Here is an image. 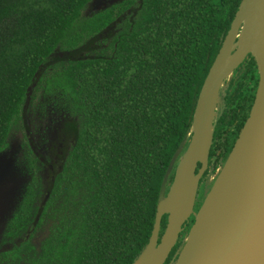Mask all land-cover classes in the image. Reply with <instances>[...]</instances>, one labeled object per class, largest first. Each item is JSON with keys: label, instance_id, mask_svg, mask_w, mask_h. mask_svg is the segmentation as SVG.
I'll use <instances>...</instances> for the list:
<instances>
[{"label": "trees", "instance_id": "trees-1", "mask_svg": "<svg viewBox=\"0 0 264 264\" xmlns=\"http://www.w3.org/2000/svg\"><path fill=\"white\" fill-rule=\"evenodd\" d=\"M90 1L0 0V152L14 123L25 124L40 90L43 114H52L49 123L67 116L76 124L45 203L35 205L40 185L33 179L11 221L19 228L26 216L38 215L32 234L47 224L30 264H132L139 256L153 228L164 176L176 151L174 167L185 151L199 90L240 2L121 0L87 15ZM131 5L135 11L122 19ZM118 17L116 34L104 46L60 58L57 51L72 52ZM232 73L214 129L217 142L226 132L225 153L258 83L252 56ZM216 141L203 178L216 167ZM28 150L27 167L38 168ZM166 223L165 213L160 234ZM181 244L178 240L165 264ZM28 247L23 239L1 253L0 261Z\"/></svg>", "mask_w": 264, "mask_h": 264}, {"label": "water", "instance_id": "water-1", "mask_svg": "<svg viewBox=\"0 0 264 264\" xmlns=\"http://www.w3.org/2000/svg\"><path fill=\"white\" fill-rule=\"evenodd\" d=\"M119 1L92 0L90 3L98 11ZM248 53L255 59L259 73L252 106L223 165L194 212L199 180L208 165L220 90L227 76ZM30 92L28 87L27 99ZM179 151L164 176L148 243L132 264L149 245L152 252L145 264H165L191 215H194L193 223L170 264H264V0H240L199 90L190 138L165 193L166 176ZM3 169L0 167V176L4 175ZM18 185L14 181H0V193L11 187L4 199L0 194L1 207L6 208L9 191L17 190ZM49 193L46 192L43 202ZM172 193L179 194V200L175 219L170 222L167 212H158V205L163 199L168 201ZM165 213L167 223L160 234L161 217Z\"/></svg>", "mask_w": 264, "mask_h": 264}, {"label": "rangeland", "instance_id": "rangeland-1", "mask_svg": "<svg viewBox=\"0 0 264 264\" xmlns=\"http://www.w3.org/2000/svg\"><path fill=\"white\" fill-rule=\"evenodd\" d=\"M90 5V6H89ZM88 8L83 11L84 13L89 12L90 8H91V3H89ZM111 29L108 30V32H110ZM101 42H98L97 45L92 46V48H100L101 47ZM100 46V47H99ZM80 48H77V51ZM91 51V50H89ZM62 52V51H60ZM58 53V51H57ZM77 52L74 54V57H76ZM73 57V59H74ZM60 58H64L63 56ZM233 76V73L229 74L227 76V78L224 80V84L220 90V94L218 96V101L216 104V110H215V116L214 119L217 121L218 117L222 114L223 109L225 107L224 105V100L223 97L226 95L228 88V79L230 77ZM42 91L40 90L38 92H36L35 97L32 99V103L29 107L28 110V114L27 117L29 118V128H30V132L32 133L33 138L41 145V144H45L47 142V135H48V131L51 128L50 126L52 125L53 130L51 128L52 132H55L54 137L55 140H53V144L52 145V153H50L49 150V154H50V158L52 155V158L54 156V154L57 152V146L61 143H63V149H66L67 146V142L69 141V139L75 134L76 131V124L75 121L73 119L68 118L67 116L63 117L58 120H56L54 122V124L49 123L50 117L52 116L51 113L47 112L46 114H43V106H42ZM49 113V116H48ZM24 120H18L14 123L12 130L8 136L7 139V146L4 148V150H2L0 152V160H1V168H4L2 170V173L4 175L0 176V181H14V183L17 182V184H19L17 190L14 189L9 191L8 194V204L9 207L6 211V213L4 214V206L1 207V210L4 214L3 218L0 221V237L2 236V233L4 231L5 228V224L8 221V218L12 215V213L18 209V205L21 204L22 199L24 198V193L26 191V188L28 189V184H31V182L33 181V179H35L36 184L40 185V194L35 202V205H39V203H41L42 197H44L45 193H46V187L49 183V179H46V175H49V172L47 171V169H43V171L38 174H31L28 171V167L26 165V163H28V160L30 159V152L27 148V144H26V132H27V127L26 124H24L23 122ZM57 126H59V128H57ZM49 127V128H48ZM57 129V130H56ZM51 131L49 132V134L51 133ZM26 133V134H25ZM50 136V135H49ZM60 144V145H61ZM47 148H49V146H46ZM42 149V148H41ZM186 149V148H185ZM44 150V149H43ZM46 151V149L44 150ZM183 151V149L181 148V152ZM225 160V156L220 157L218 160V167L211 170L210 173L204 177L202 184H200L198 186V190H197V195H196V200H195V205H194V212L197 211V209L199 208V202L201 201L202 196L207 193V191L209 190L216 174L218 173L219 169L221 168V166L223 165ZM175 170H176V166L174 167V165L171 166L167 176H166V180H165V189L166 192L168 190L169 185L171 184L173 177L175 175ZM1 173V171H0ZM204 174V173H203ZM203 176V175H202ZM201 176V178H202ZM172 177V178H171ZM200 178V179H201ZM2 214V215H3ZM191 217H194V215H191L189 217L188 222L185 224L184 229L181 231L178 240H184V238L187 235V230H185L188 226H189V221H191ZM48 231V227L47 224H43L42 226H40L34 233V236L32 238V245L35 248H38L40 245V242L42 241V239L44 238V236L47 234ZM178 250V249H177ZM173 257V256H172ZM172 259V258H171ZM169 262L166 264H170V260Z\"/></svg>", "mask_w": 264, "mask_h": 264}, {"label": "flooded vegetation", "instance_id": "flooded-vegetation-1", "mask_svg": "<svg viewBox=\"0 0 264 264\" xmlns=\"http://www.w3.org/2000/svg\"><path fill=\"white\" fill-rule=\"evenodd\" d=\"M92 1V0H91ZM120 2V1H119ZM90 3V2H89ZM89 3H88V5H89ZM116 3H118V2H116ZM116 3H114V4H116ZM113 4H111V5H108L107 7H109V6H112ZM90 6V5H89ZM107 7H105V8H107ZM88 8V7H87ZM105 8H103V9H105ZM103 9H100V10H98V11H101V10H103ZM98 11H95V10H93L92 9V4H91V8H90V11L89 12H86L87 13V15H92L94 12H98ZM125 12H123L122 14H121V16H122V19H124L125 17H126V15L130 12V11H135V9L132 7V5L130 6V7H127V8H125V10H124ZM119 18V17H118ZM117 18V19H118ZM114 20L110 25V27L107 29V31L106 32H103L104 31V29H106V27L103 29V30H101L99 33H97L95 36H94V38H92V36L90 37V38H88L87 39V41L86 42H84V43H82L81 45H79V46H77V47H75L74 48V50L72 49V52L71 51H69V50H65V51H62V53L61 52H59L58 51V54L60 55V54H62V55H60V56H63L65 59H73V57H74V53L75 52H77V55H79V56H82V55H86V54H92V51H95L96 49H97V47L96 48H92V46H94V45H97L98 44V42H101L102 43V41L103 40H110L115 34H116V31H117V23L116 22H119V20ZM109 26V25H108ZM109 29H111L110 30V32H108V30ZM98 41V42H97ZM102 46H104V44L102 43L101 44V47ZM100 47V46H99ZM77 48H80L79 50L80 51H77L76 49ZM99 49V48H98ZM89 50H91V51H89ZM250 56H252L250 53H248V55L245 57V59L248 57V59H249V57ZM253 57V56H252ZM244 59V60H245ZM243 60V61H244ZM255 60V59H254ZM256 63V62H255ZM240 65V64H239ZM256 68H257V65H256ZM257 72H258V69H257ZM258 79H259V73H258ZM257 85H258V83H257ZM256 89H257V87H256ZM256 89L254 90V94H253V99H252V102H251V105H250V107L248 108V114H249V111H250V108H251V106H252V103H253V100H254V97H255V93H256ZM249 103V102H248ZM225 105V104H224ZM225 108V107H224ZM224 110V109H223ZM223 113V112H222ZM231 114H232V112H231ZM231 114L229 113V115H227V118H230V116H231ZM248 114H247V116H248ZM241 116V115H240ZM239 116V117H240ZM247 118V117H246ZM246 118H245V120H246ZM245 120H244V122H245ZM217 121H218V119H217ZM217 121L215 122V126H216V123H217ZM239 122V118H237L236 120H235V122H234V124L233 125H231L230 126V130H235V127H236V124ZM244 122H243V124H244ZM25 124H26V127H27V134H26V141H27V148H30L31 149V151L34 153V155L36 156V165L38 166V168H35V169H32L31 170V168H28V171L32 174H35V173H38V174H40L42 171H43V169L45 168V169H47V171L49 172V175H46V179L48 178L49 179V182H50V178H51V176L56 172V169L60 166V160H61V157H62V155H63V152H64V150L65 149H63L62 147H63V143L60 145H58L57 146V152L54 154V156H53V158H52V155H51V158H50V154H49V150H50V153H52V145H54L53 144V140H55V137H56V135H55V137H54V134H55V132H52L51 131V133H50V136L49 137H47V142L43 145V144H39L34 138H33V136H32V133L30 132V128H29V118L26 116V120H25ZM215 126H214V129H215ZM243 126V125H242ZM242 126H241V128H242ZM57 128H59V126H57ZM241 128L238 130V132H237V135H236V137H235V140H236V138H237V136H238V134H239V132H240V130H241ZM53 129V128H52ZM57 130V129H56ZM226 136V132H223L222 133V136H221V138L219 139V142H217L216 141V139H214V132H213V138H212V144H211V147H212V145L214 144V142L216 141L217 142V148H216V150H215V156H217L218 157V159H217V161H216V167L215 168H217L218 166V160H219V158L220 157H223V156H225V159H226V157H227V155H228V153L230 152V150H231V148H232V146H233V144H234V142H235V140L233 141V144H232V146H231V148H230V150L227 152V153H225L226 152V150H225V148H224V146L222 145V142L225 140L224 139V137ZM215 145V146H216ZM46 146H49V148H47ZM62 146V147H61ZM211 147H210V150H211ZM42 148V149H41ZM46 149V151H44V150ZM210 150H209V155H210ZM225 161V160H224ZM209 163H210V161H209V156H208V165H207V168L205 169V171H204V173L206 172V170L208 169V167H209ZM212 163V162H211ZM200 167V164L198 163V166H197V169ZM214 168V169H215ZM203 176H204V174H203ZM203 176H202V178L199 180V185L200 184H202V181H203ZM198 185V186H199ZM20 186V185H19ZM48 186H49V183H48V185H47V187H46V192H48L49 191V189H48ZM11 188V187H10ZM10 188H5L4 189V191H2L0 194H1V196L3 197V199L5 198V196L7 195V191L10 189ZM50 192V191H49ZM25 195L24 196H26L27 194H29L28 193V189L26 188V191H25V193H24ZM46 194V193H45ZM44 198H45V195H44V197H42V200H41V203H39V205L37 206V208L41 205V204H43V203H45V202H43V200H44ZM203 198H204V195L202 196V198H201V201L199 202V205H198V207L201 205V203H202V201H203ZM23 200V199H22ZM47 200V199H46ZM22 203V202H21ZM21 205V204H20ZM20 205H18V209H19V206ZM32 203H30V206L32 207ZM1 207V206H0ZM8 207H9V205H7L6 206V208L5 209H3L4 210V214L6 213V211H7V209H8ZM18 209H16L13 213H12V215L8 218V221H7V223L5 224V228H4V231H3V233H2V236L0 237V254L1 253H5V252H11L12 251V247H13V245L15 244V243H19L20 241H22L23 239H26L27 241H28V248L26 249V248H21V249H19V250H17V255H18V257H15V256H13L12 258L11 257H6V258H4L3 260H1L0 261V264H6V260L7 261H12V262H15L14 264H30V260H31V253L33 252V250H35V251H37L38 249H33L32 247H31V245H32V238H33V236H34V234H32V229H33V225L35 224V222H37L38 220H39V216L38 215H30V216H26L25 217V219L24 220H22V221H20L19 223H21L20 225H19V228H16V223H12L14 220L16 221L17 219V217H15V214H16V212H17V210ZM3 214V212H2V210H1V208H0V221H1V219L3 218V216H4V214ZM193 218V220H194V217H192ZM193 220L192 221H189V226H188V229H187V231L189 230V228H190V226H191V224L193 223ZM12 221V222H11ZM11 222V223H10ZM35 233V232H34Z\"/></svg>", "mask_w": 264, "mask_h": 264}, {"label": "bare ground", "instance_id": "bare-ground-1", "mask_svg": "<svg viewBox=\"0 0 264 264\" xmlns=\"http://www.w3.org/2000/svg\"><path fill=\"white\" fill-rule=\"evenodd\" d=\"M178 200H179V194L172 193L168 201L163 199L159 202L158 212L159 213L167 212L168 219L170 222H173L175 219ZM151 252H152V247L149 245L146 248V250L143 252V254L135 261L134 264H145L149 255H151Z\"/></svg>", "mask_w": 264, "mask_h": 264}]
</instances>
